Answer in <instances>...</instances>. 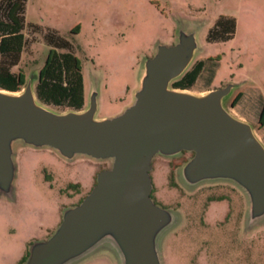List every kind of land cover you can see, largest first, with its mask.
Wrapping results in <instances>:
<instances>
[{"label":"rangeland","instance_id":"1","mask_svg":"<svg viewBox=\"0 0 264 264\" xmlns=\"http://www.w3.org/2000/svg\"><path fill=\"white\" fill-rule=\"evenodd\" d=\"M221 15L234 18V33L227 40L210 42L207 31ZM24 19L22 51L0 53V67L22 72L25 83L31 78L36 88L51 48L45 36L62 37L81 62L83 107L92 92L97 93V118L119 114L130 104L143 60L158 42L172 43L179 25L194 31L199 46L195 60H205L206 68L190 89L238 83L225 104L253 123L264 140L259 123L264 101V0H26ZM47 105L57 111L71 109ZM184 155L157 156L152 162L154 197L180 214L177 226L160 238L164 264H264V220L247 225V196L245 200L240 190L235 193L222 181L186 188L177 176ZM14 159L12 190L0 194V264H18L31 242L46 238L58 225L62 210L70 205L68 195L75 194L78 185L88 188L95 173L109 165L86 156L69 160L50 148L22 142L16 144ZM222 192L231 195L234 205L225 222L226 204L204 202L207 194ZM203 209H209L207 224L200 220ZM70 264L120 262L102 242Z\"/></svg>","mask_w":264,"mask_h":264},{"label":"water","instance_id":"2","mask_svg":"<svg viewBox=\"0 0 264 264\" xmlns=\"http://www.w3.org/2000/svg\"><path fill=\"white\" fill-rule=\"evenodd\" d=\"M198 48L195 32L179 25L172 43L158 42L144 58L132 101L111 117H95V91L82 109L57 111L38 99L31 78L18 91L0 88V194L12 190L18 142L109 163L54 230L29 244L21 264H70L102 242L120 264H164L160 238L180 214L154 201L150 173L155 157L183 151L193 153L177 170L183 186L232 183L247 196V225L264 220V140L225 104L238 83L202 92L172 86Z\"/></svg>","mask_w":264,"mask_h":264},{"label":"trees","instance_id":"3","mask_svg":"<svg viewBox=\"0 0 264 264\" xmlns=\"http://www.w3.org/2000/svg\"><path fill=\"white\" fill-rule=\"evenodd\" d=\"M26 0L0 1V53H20L25 44L24 7ZM235 21L232 17L219 16L206 34L210 42L227 40L232 37ZM50 45L44 65L39 70L36 94L40 101L55 106H65L71 109H82L85 104L84 78L82 66L78 57L71 51V44L54 34L45 36ZM206 68L205 60L198 59L172 86L190 88ZM214 75V73H213ZM25 82L22 72H12L6 67H0V88L18 91ZM208 88L210 85L207 86ZM241 93H238L232 104L235 105ZM259 123L264 127V101L259 111ZM24 254L18 264L27 257Z\"/></svg>","mask_w":264,"mask_h":264},{"label":"flooded vegetation","instance_id":"4","mask_svg":"<svg viewBox=\"0 0 264 264\" xmlns=\"http://www.w3.org/2000/svg\"><path fill=\"white\" fill-rule=\"evenodd\" d=\"M190 89V88H189ZM183 154H185L183 157H182V162H184L185 160H187V158L189 157V156H191L193 153L192 152H190V153H188V152H186V151H183ZM99 166V165H98ZM101 170V169H100ZM100 170H98L96 173H95V175H94V179L92 180V182H91V185L88 187V188H86V189H83V187L82 186H77L76 187V191H75V194H73V195H68V199H69V204L70 205H73V204H77V203H79L82 199H83V197L90 191V189L92 188V186L95 184V182H96V175H97V173L100 171ZM229 183V182H228ZM231 184V186H232V188L230 187V190L232 191H234L235 193L237 192V189L238 190H240L237 186H235L234 184H232V183H230ZM224 187H227V186H224ZM234 188H236V190L234 189ZM240 192L242 193V191L240 190ZM240 193V194H241ZM243 194V193H242ZM244 195V194H243ZM151 196H152V198L154 199V201L156 202V203H159L160 205H162V206H165V207H168V206H166V205H164V204H162L161 202H159V201H157L156 200V198L154 197V195H153V189H152V191H151ZM237 196H239V194H237L236 195V197ZM245 197V196H244ZM240 200H241V196H240ZM245 200H246V198H245ZM214 202V204L216 203V204H218V205H220V204H222V203H224V204H226V206H227V212L224 214V216H223V219H222V221L223 222H225L226 220H228L229 218H230V216H231V214L234 212V205H233V198L231 197V195L229 194V193H227V192H222V193H219V194H207L206 196H205V198H204V202ZM206 204V203H205ZM208 212H209V209L208 210H206V209H203V210H201V212H200V220H201V222L203 223V224H207V223H205V221H206V218H208ZM237 215H239L240 216V214L239 213H237ZM246 237V236H245ZM244 237V238H245ZM243 258H246V251L245 252H243ZM246 260V259H245Z\"/></svg>","mask_w":264,"mask_h":264},{"label":"crops","instance_id":"5","mask_svg":"<svg viewBox=\"0 0 264 264\" xmlns=\"http://www.w3.org/2000/svg\"><path fill=\"white\" fill-rule=\"evenodd\" d=\"M211 86V85H210ZM210 88V87H209ZM206 89H208V87L207 88H205V89H202V90H200V91H197V90H194V91H197V92H202V91H205ZM49 235V234H48Z\"/></svg>","mask_w":264,"mask_h":264}]
</instances>
